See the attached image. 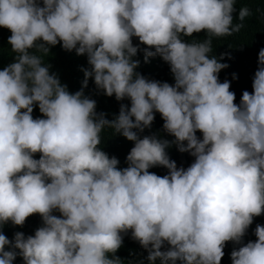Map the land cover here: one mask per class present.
<instances>
[{
	"label": "clouds",
	"instance_id": "1",
	"mask_svg": "<svg viewBox=\"0 0 264 264\" xmlns=\"http://www.w3.org/2000/svg\"><path fill=\"white\" fill-rule=\"evenodd\" d=\"M0 264H264V0H0Z\"/></svg>",
	"mask_w": 264,
	"mask_h": 264
},
{
	"label": "trees",
	"instance_id": "2",
	"mask_svg": "<svg viewBox=\"0 0 264 264\" xmlns=\"http://www.w3.org/2000/svg\"><path fill=\"white\" fill-rule=\"evenodd\" d=\"M161 138H164L165 139V137H163V136H161Z\"/></svg>",
	"mask_w": 264,
	"mask_h": 264
}]
</instances>
